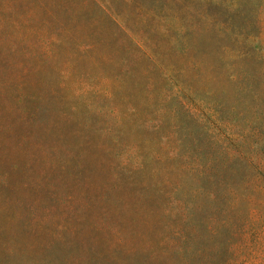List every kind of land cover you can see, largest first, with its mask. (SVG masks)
Here are the masks:
<instances>
[{
    "label": "rangeland",
    "instance_id": "374dc122",
    "mask_svg": "<svg viewBox=\"0 0 264 264\" xmlns=\"http://www.w3.org/2000/svg\"><path fill=\"white\" fill-rule=\"evenodd\" d=\"M242 242L264 264V0H0V264Z\"/></svg>",
    "mask_w": 264,
    "mask_h": 264
},
{
    "label": "trees",
    "instance_id": "16d2710c",
    "mask_svg": "<svg viewBox=\"0 0 264 264\" xmlns=\"http://www.w3.org/2000/svg\"><path fill=\"white\" fill-rule=\"evenodd\" d=\"M240 246L243 249L241 252V255L239 254L238 256H236L235 259H230V257H228L227 260L225 259L220 264H255V262H254V258H255L254 249L252 247H248V244L244 243V242H242L239 245V249H240Z\"/></svg>",
    "mask_w": 264,
    "mask_h": 264
}]
</instances>
